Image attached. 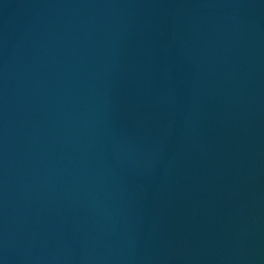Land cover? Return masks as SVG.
Returning a JSON list of instances; mask_svg holds the SVG:
<instances>
[{
	"label": "water",
	"instance_id": "water-1",
	"mask_svg": "<svg viewBox=\"0 0 264 264\" xmlns=\"http://www.w3.org/2000/svg\"><path fill=\"white\" fill-rule=\"evenodd\" d=\"M0 264H264V0H0Z\"/></svg>",
	"mask_w": 264,
	"mask_h": 264
}]
</instances>
